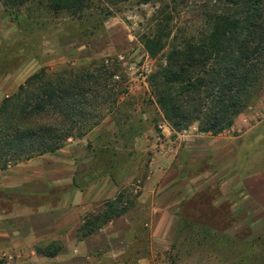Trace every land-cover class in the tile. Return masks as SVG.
Segmentation results:
<instances>
[{
	"label": "rangeland",
	"instance_id": "1",
	"mask_svg": "<svg viewBox=\"0 0 264 264\" xmlns=\"http://www.w3.org/2000/svg\"><path fill=\"white\" fill-rule=\"evenodd\" d=\"M143 2L95 0L91 10L74 17L51 12L48 0H0V106L41 70L60 71L117 61L122 70L115 80L125 78L129 97L83 138L88 139V150L95 159L92 172H80L77 182L86 187L91 181L109 177L117 193L108 200L116 199L126 188L133 190V196L139 194L128 214L136 216V227L124 235V240L141 248L143 257L148 256V246L152 245L144 226L150 216L159 212L174 216L171 235L158 237L157 245L161 247L158 246L152 264H264V220L254 216L244 204H238L236 209L229 204L228 189L224 187L227 178L220 179L217 186L211 184L212 169L204 172L195 153L190 155L181 144L182 137L202 134L199 125L175 131L154 102L147 79L164 61L174 36L182 41L183 37L199 35L205 25V12L213 4L209 0ZM167 5L169 13L173 12L174 33L168 47L153 59L142 38L155 30L159 13ZM263 112L264 91L244 115L252 122L258 121L257 114ZM155 168L162 170L160 182L167 179L172 185L146 196L145 186ZM185 180L194 187L205 181L211 185L199 193L192 190L195 195L186 201L181 191ZM66 197L64 190H53L49 196L40 197V207H52L55 202L62 206ZM155 205L161 209L158 213ZM4 208L0 202V209ZM32 217L0 216V264H40L63 255L62 242H37L29 234L26 226ZM121 242L122 238L115 244L119 246ZM112 243L105 242L103 246ZM38 250L57 255L44 257L38 255Z\"/></svg>",
	"mask_w": 264,
	"mask_h": 264
},
{
	"label": "trees",
	"instance_id": "2",
	"mask_svg": "<svg viewBox=\"0 0 264 264\" xmlns=\"http://www.w3.org/2000/svg\"><path fill=\"white\" fill-rule=\"evenodd\" d=\"M48 2L55 14L82 17L95 0ZM209 2L213 8L205 12L199 35L182 41L174 36L164 61L147 79L154 102L175 131L198 124L200 133L214 137L230 130L264 91V0ZM169 10L167 5L158 12L155 30L142 38L153 59L168 47L174 33ZM121 70L117 61H102L82 68L44 69L30 76L0 106V171L55 154L69 140L83 139L98 128L129 97L125 78L115 80ZM132 191L121 190L101 212L87 216L78 241L127 216L139 197Z\"/></svg>",
	"mask_w": 264,
	"mask_h": 264
},
{
	"label": "crops",
	"instance_id": "3",
	"mask_svg": "<svg viewBox=\"0 0 264 264\" xmlns=\"http://www.w3.org/2000/svg\"><path fill=\"white\" fill-rule=\"evenodd\" d=\"M182 138L185 151L190 155L195 153L199 167L202 163L204 172L212 169L214 180L211 184L217 186L220 179L227 178L224 187L228 189L229 204L234 205V209L238 204H244L254 216L264 220V118L250 122L243 115L227 133L214 137L192 134ZM69 142L55 154L0 171V202L6 207L0 209V216H37L28 221L29 234L37 242L49 239L62 242L63 255L52 261H40V264H152L158 246L161 247V244L157 245L158 237L171 235L174 216H162L159 212V215L150 216L144 225L152 241L147 257L141 255V248H134L124 240L125 234L135 230L136 216L133 214L116 219L84 241H78L77 233L83 220L101 212L106 200L115 198L117 189L109 177L91 181L86 187L80 185L77 177L82 171L85 175L92 172L95 158L88 150L87 138ZM161 172L155 168L154 175L148 179L146 196L172 185L167 179L160 182ZM205 182L203 185L197 182L194 187L192 182L182 181V197L189 201L195 195L192 190L197 189L196 193H199L211 185ZM53 190L65 191L64 204L61 206L54 201L57 204L52 207H40V197L49 196ZM155 206L156 213L161 211ZM161 226L164 228L160 229ZM120 238L122 242L118 246L115 242ZM105 242L114 243L104 247Z\"/></svg>",
	"mask_w": 264,
	"mask_h": 264
},
{
	"label": "built area",
	"instance_id": "4",
	"mask_svg": "<svg viewBox=\"0 0 264 264\" xmlns=\"http://www.w3.org/2000/svg\"><path fill=\"white\" fill-rule=\"evenodd\" d=\"M257 118L260 120V119H263L264 118V112L263 113H260V114H257Z\"/></svg>",
	"mask_w": 264,
	"mask_h": 264
}]
</instances>
